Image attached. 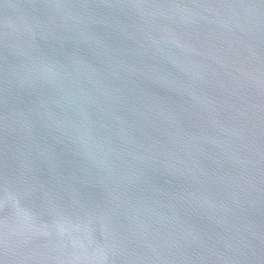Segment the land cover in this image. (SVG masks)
<instances>
[{"label": "water", "instance_id": "1", "mask_svg": "<svg viewBox=\"0 0 264 264\" xmlns=\"http://www.w3.org/2000/svg\"><path fill=\"white\" fill-rule=\"evenodd\" d=\"M0 264H264V0H0Z\"/></svg>", "mask_w": 264, "mask_h": 264}]
</instances>
